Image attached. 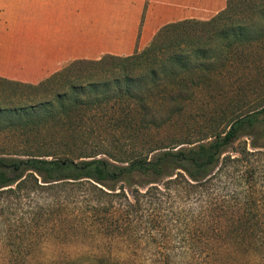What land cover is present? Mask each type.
I'll list each match as a JSON object with an SVG mask.
<instances>
[{"label": "trees", "instance_id": "trees-1", "mask_svg": "<svg viewBox=\"0 0 264 264\" xmlns=\"http://www.w3.org/2000/svg\"><path fill=\"white\" fill-rule=\"evenodd\" d=\"M262 55L264 0H227L208 21L163 26L131 56L74 61L36 85L0 78V195L70 187L82 199L78 212L89 209L106 229L129 231L147 203L195 200L186 233L205 245L183 252L214 258L226 248L255 251L250 241L264 239V198L252 186L264 157V142H255L264 135V101L195 140L161 136L198 116V96L213 97L211 84L223 70L261 64Z\"/></svg>", "mask_w": 264, "mask_h": 264}, {"label": "rangeland", "instance_id": "rangeland-1", "mask_svg": "<svg viewBox=\"0 0 264 264\" xmlns=\"http://www.w3.org/2000/svg\"><path fill=\"white\" fill-rule=\"evenodd\" d=\"M258 61L250 67L240 63L223 70V75L211 84L213 97L198 96V116L180 119L161 138L168 142L195 140L201 130L263 103L264 62ZM251 141L249 137L248 149ZM255 142L262 144L264 135L258 133ZM228 151L234 154L233 149ZM260 163L261 172L259 176L255 174L256 182L252 183L259 200L264 198V157ZM228 188L229 196H235L229 192L235 190L233 185ZM74 190L45 187L31 194L0 195V264H264V239L250 241L257 251L226 248L214 258H206L203 252H183L192 244L205 245L188 239L186 233L187 222L197 211L195 200L172 198L147 203L137 228L129 231L118 230L114 225L106 229L103 216L92 215L89 209L78 212L75 203L82 199ZM259 216L263 221V207ZM262 221L258 225L262 230L258 232L260 237L264 230ZM151 222L154 227L145 225Z\"/></svg>", "mask_w": 264, "mask_h": 264}, {"label": "crops", "instance_id": "crops-1", "mask_svg": "<svg viewBox=\"0 0 264 264\" xmlns=\"http://www.w3.org/2000/svg\"><path fill=\"white\" fill-rule=\"evenodd\" d=\"M227 0H0V78L36 85L78 60L126 57L165 25L208 21Z\"/></svg>", "mask_w": 264, "mask_h": 264}]
</instances>
